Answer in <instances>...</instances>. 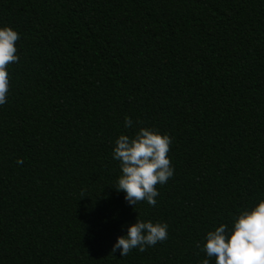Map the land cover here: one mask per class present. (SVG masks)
<instances>
[{
  "label": "trees",
  "instance_id": "1",
  "mask_svg": "<svg viewBox=\"0 0 264 264\" xmlns=\"http://www.w3.org/2000/svg\"><path fill=\"white\" fill-rule=\"evenodd\" d=\"M3 27L20 60L0 106V264H215L197 244L264 200V0H0ZM142 127L173 140L155 207L114 187L115 141ZM138 218L167 240L110 255Z\"/></svg>",
  "mask_w": 264,
  "mask_h": 264
},
{
  "label": "clouds",
  "instance_id": "2",
  "mask_svg": "<svg viewBox=\"0 0 264 264\" xmlns=\"http://www.w3.org/2000/svg\"><path fill=\"white\" fill-rule=\"evenodd\" d=\"M20 35L11 27L0 28V106L7 103L10 91L9 66L18 63L17 42ZM142 124V121H136ZM125 128H132L133 121L125 117ZM172 138L162 135L157 129L142 127L132 137L120 135L115 141L113 159L120 164L121 175L115 189L125 193L129 205L147 202L155 207L159 191L157 185H164L174 176L169 153ZM17 163L22 164L19 160ZM167 223H153L138 218L127 230L126 236L117 238L110 255L117 251L126 257L134 249L144 252L148 247L166 241ZM197 248L208 258H215V264H264V200L249 210L242 211L234 218L233 226L220 224L206 235L203 247ZM201 264H209V259Z\"/></svg>",
  "mask_w": 264,
  "mask_h": 264
}]
</instances>
